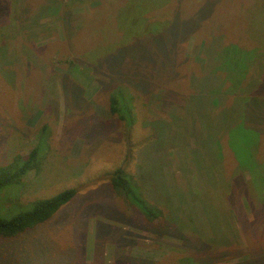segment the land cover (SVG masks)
I'll return each mask as SVG.
<instances>
[{"label":"rangeland","instance_id":"374dc122","mask_svg":"<svg viewBox=\"0 0 264 264\" xmlns=\"http://www.w3.org/2000/svg\"><path fill=\"white\" fill-rule=\"evenodd\" d=\"M64 2L0 0V216L77 190L0 264H264V0Z\"/></svg>","mask_w":264,"mask_h":264},{"label":"trees","instance_id":"16d2710c","mask_svg":"<svg viewBox=\"0 0 264 264\" xmlns=\"http://www.w3.org/2000/svg\"><path fill=\"white\" fill-rule=\"evenodd\" d=\"M64 1V10H70V4L74 0ZM239 54L240 53H238V55ZM120 89L122 91L121 94ZM124 89L126 90V87L124 88L121 86H116L112 90L110 98L111 111L114 114H118L121 119H125V107L129 106L128 100L126 98L128 96V93ZM204 116H206L207 121L211 119L213 123H216L218 125L219 120L215 117L214 114H210L209 116L205 114ZM220 126V122L219 126H214L217 132L220 131ZM231 130L232 131L230 132L241 133L242 130H247V127H245L244 123L242 122L237 126H234V128ZM36 158L37 150L34 149L27 156L16 154L9 164L0 165V190L6 186L12 185L13 183L19 182L28 173L29 170L39 168L40 165L37 162ZM126 176L127 174L125 175L124 169H117L112 176V184L116 189L123 188L126 192V195L134 200V198L136 197L133 196L132 193L133 184H129V182H132V180H128ZM76 193L77 190L74 188L66 189L52 197L34 200L32 208L30 210L20 211L10 218H2L0 216V235L5 238H12L38 226L39 224H42L47 219H49L62 205L66 204ZM155 200L154 198H150V210H146L145 208L142 210L145 215L150 218L151 221H154L158 217H162L163 213L166 212V210H164L163 208V205L157 203V201ZM176 264H184V262H179Z\"/></svg>","mask_w":264,"mask_h":264}]
</instances>
